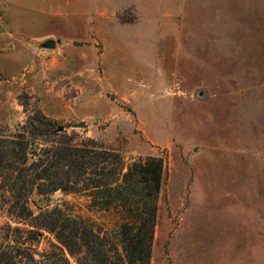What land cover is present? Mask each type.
Masks as SVG:
<instances>
[{"label":"rangeland","instance_id":"1","mask_svg":"<svg viewBox=\"0 0 264 264\" xmlns=\"http://www.w3.org/2000/svg\"><path fill=\"white\" fill-rule=\"evenodd\" d=\"M34 106L125 163L161 158L149 264H264V0H0V148L27 133ZM89 202L28 198L34 216L115 231L120 211ZM28 223L0 201V245ZM39 230L25 245L49 264L59 243Z\"/></svg>","mask_w":264,"mask_h":264},{"label":"trees","instance_id":"2","mask_svg":"<svg viewBox=\"0 0 264 264\" xmlns=\"http://www.w3.org/2000/svg\"><path fill=\"white\" fill-rule=\"evenodd\" d=\"M33 111L27 133L2 140L0 201L8 216L16 222H32L28 224L35 229L12 228L26 236L20 242L0 245V264H42L25 245L30 235H42L40 228L49 230L59 243L51 242L54 251L49 264H70L64 249L79 264H149L161 158L139 156L125 163L119 152L90 138L76 140L74 134L58 132L39 108L34 106ZM39 125L45 128L44 138H40ZM58 189L83 194L96 208H116L123 220L115 231L108 232L88 218L63 214L59 209L34 216L29 196L34 191Z\"/></svg>","mask_w":264,"mask_h":264},{"label":"water","instance_id":"3","mask_svg":"<svg viewBox=\"0 0 264 264\" xmlns=\"http://www.w3.org/2000/svg\"><path fill=\"white\" fill-rule=\"evenodd\" d=\"M43 46H44V47H48V48L53 47V46H54V42L51 41V40H48V41L44 42ZM76 125H77V126H82L83 123H79V124H76ZM62 130H63L62 127H58V128H57V131H62Z\"/></svg>","mask_w":264,"mask_h":264}]
</instances>
